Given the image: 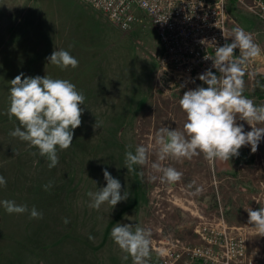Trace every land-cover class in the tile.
I'll return each instance as SVG.
<instances>
[{"label": "rangeland", "instance_id": "1", "mask_svg": "<svg viewBox=\"0 0 264 264\" xmlns=\"http://www.w3.org/2000/svg\"><path fill=\"white\" fill-rule=\"evenodd\" d=\"M229 16L225 66L176 81L145 19L0 0V264H163L220 220L217 262L264 264V24Z\"/></svg>", "mask_w": 264, "mask_h": 264}, {"label": "built area", "instance_id": "2", "mask_svg": "<svg viewBox=\"0 0 264 264\" xmlns=\"http://www.w3.org/2000/svg\"><path fill=\"white\" fill-rule=\"evenodd\" d=\"M100 13L119 30L129 32L143 19L157 33L161 52V74L176 81L207 79L227 62L229 6L234 3L264 24V0H77ZM201 223V222H200ZM197 224L201 239L197 245L178 240L161 252L163 264H193L195 261H227L244 254V240L228 232L224 220L219 229ZM183 253L186 255L184 256ZM184 256V257H183Z\"/></svg>", "mask_w": 264, "mask_h": 264}]
</instances>
